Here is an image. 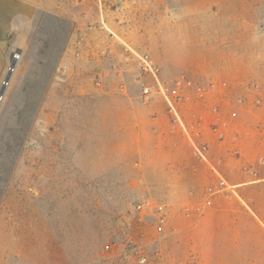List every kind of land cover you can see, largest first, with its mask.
Masks as SVG:
<instances>
[{
	"label": "rangeland",
	"instance_id": "obj_1",
	"mask_svg": "<svg viewBox=\"0 0 264 264\" xmlns=\"http://www.w3.org/2000/svg\"><path fill=\"white\" fill-rule=\"evenodd\" d=\"M12 62L0 264H264V0H0V91Z\"/></svg>",
	"mask_w": 264,
	"mask_h": 264
},
{
	"label": "built area",
	"instance_id": "obj_2",
	"mask_svg": "<svg viewBox=\"0 0 264 264\" xmlns=\"http://www.w3.org/2000/svg\"><path fill=\"white\" fill-rule=\"evenodd\" d=\"M133 54L138 61L140 73L148 76L152 80L151 83L142 84L140 90L141 102L148 105L154 103L156 100H163L166 104V114L169 118L171 128L185 134L192 145H202L196 141V139L200 138L201 133L196 127L189 128L186 125L178 108L179 101L183 98V93H181L182 82L179 81L175 85L168 83L162 78L160 67L148 55H142L137 52ZM221 126L223 128L227 127V123L223 122ZM218 128L214 129L215 133L222 134ZM196 150L202 158L205 157L203 153L207 150L205 146L202 148L196 147ZM218 187L220 188V192H236L234 186L230 185L222 177L219 180ZM151 208L152 203L150 200H144L136 205L138 211H145ZM141 261L145 263L146 259L142 258Z\"/></svg>",
	"mask_w": 264,
	"mask_h": 264
},
{
	"label": "water",
	"instance_id": "obj_3",
	"mask_svg": "<svg viewBox=\"0 0 264 264\" xmlns=\"http://www.w3.org/2000/svg\"><path fill=\"white\" fill-rule=\"evenodd\" d=\"M14 68H15V63L12 62V65H11L10 71L8 73V76L5 79L4 86H3V88L0 91V100L2 99V97H3L4 93H5L6 86L8 85V83L10 81V78L12 76V72L14 71Z\"/></svg>",
	"mask_w": 264,
	"mask_h": 264
},
{
	"label": "crops",
	"instance_id": "obj_4",
	"mask_svg": "<svg viewBox=\"0 0 264 264\" xmlns=\"http://www.w3.org/2000/svg\"><path fill=\"white\" fill-rule=\"evenodd\" d=\"M259 149H260V151H262V150H264V147L262 148V146H260ZM259 154H262V153L259 152ZM260 158H261V157H260ZM263 179H264V178H262V180H263Z\"/></svg>",
	"mask_w": 264,
	"mask_h": 264
}]
</instances>
